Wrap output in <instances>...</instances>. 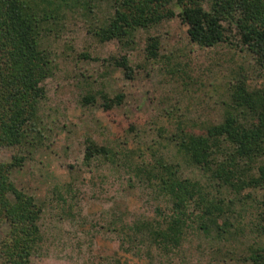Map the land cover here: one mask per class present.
Instances as JSON below:
<instances>
[{
    "label": "rangeland",
    "instance_id": "374dc122",
    "mask_svg": "<svg viewBox=\"0 0 264 264\" xmlns=\"http://www.w3.org/2000/svg\"><path fill=\"white\" fill-rule=\"evenodd\" d=\"M111 12L110 0H98L90 12L65 9L49 23L51 30L42 34L41 45L51 51L54 67L42 81V137L0 145V161H9L14 153L25 156L12 169V178L42 206L41 240L30 263L251 264L244 259L257 218L250 197L261 198L264 190L247 187L241 194L232 193L177 154L172 137L178 124L204 132L220 121L231 82L245 75L250 87L264 88V72L240 48L233 28L227 31L229 40L202 47L189 39L177 14L137 29L131 47L121 48L117 40L101 42L92 30ZM149 35L160 40L156 60L145 56ZM118 52L128 56L134 69L131 79L109 58ZM90 87L110 95L122 91L123 101L110 109L82 105L81 95ZM86 138L118 150L117 161L99 156L85 161ZM153 155L176 162L180 174L199 179L226 203L233 199L222 217L232 222L231 235L219 237L214 229L205 235L191 224L180 245L168 251L136 235L135 222L158 218L156 206L167 207L165 197L133 176L132 165ZM246 194L241 203L239 196ZM4 232L0 227V240Z\"/></svg>",
    "mask_w": 264,
    "mask_h": 264
},
{
    "label": "trees",
    "instance_id": "16d2710c",
    "mask_svg": "<svg viewBox=\"0 0 264 264\" xmlns=\"http://www.w3.org/2000/svg\"><path fill=\"white\" fill-rule=\"evenodd\" d=\"M96 1L0 0V145H21L30 136L42 137L39 107L46 93L42 81L54 67L51 51L41 45L42 34L51 30L49 23L59 19L65 9L90 12ZM110 2L111 14L98 20L92 30L101 42L117 40L121 48L131 47L137 29L177 14L186 25L189 39L202 47L229 40L227 31L233 28L240 48L250 52L258 69L264 72V0ZM174 5L179 8L177 12ZM159 44L157 35L146 38L147 59H157ZM109 58L125 78L133 77L134 69L126 53L111 54ZM229 88L222 119L208 125L204 132L178 124L172 137L175 149L189 164L232 193L241 194L247 187L264 190V88L250 87L245 75L237 77ZM123 98L122 91L110 95L90 87L82 93L80 102L110 109L120 105ZM85 141V161L95 156L117 161L115 148L91 138ZM24 158L14 153L9 161H0V227L5 228L0 240L2 264H31L30 254L41 240L38 220L42 206L32 194L19 188L11 175ZM131 168L135 178L149 184L167 202L166 209L156 206L158 218L133 225L136 235L148 244L164 251L174 249L191 224L205 235L212 229L219 237L232 234V222L227 216L222 217L233 199L226 203L199 179L180 174L178 164L163 156L153 155L152 160H140ZM246 196H239L241 203ZM250 198L257 218L252 222L254 241L247 247L244 259L251 264H264V193L261 198Z\"/></svg>",
    "mask_w": 264,
    "mask_h": 264
}]
</instances>
